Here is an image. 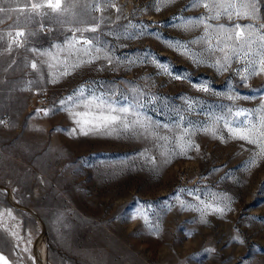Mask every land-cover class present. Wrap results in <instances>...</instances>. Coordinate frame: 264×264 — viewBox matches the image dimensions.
Here are the masks:
<instances>
[{
    "label": "rangeland",
    "instance_id": "obj_1",
    "mask_svg": "<svg viewBox=\"0 0 264 264\" xmlns=\"http://www.w3.org/2000/svg\"><path fill=\"white\" fill-rule=\"evenodd\" d=\"M40 2L0 0L7 264H264V72L249 75L264 0H61L36 15ZM250 6L257 18H243ZM235 24L254 27L237 37ZM39 93L47 103L30 108ZM95 97L148 130L101 121Z\"/></svg>",
    "mask_w": 264,
    "mask_h": 264
},
{
    "label": "snow or ice",
    "instance_id": "obj_2",
    "mask_svg": "<svg viewBox=\"0 0 264 264\" xmlns=\"http://www.w3.org/2000/svg\"><path fill=\"white\" fill-rule=\"evenodd\" d=\"M203 3V6L208 9L209 8V5L204 2V0H192V3L189 5V7H195L197 6L198 4H201ZM212 7H216L215 5H213ZM224 7V11L226 14L228 15H231L232 13L229 11L231 9V5H224L222 6ZM31 8L32 9H35L36 10V15H41V12H40V9L41 8H47V9H50L52 12H60L62 10L61 8V0H41L40 3H34V4H31ZM157 10H159V8H157ZM5 11V9L3 8H0V12H3ZM117 11H119L117 9ZM256 13H257V10L254 6H250L249 7V10L247 12H244L243 13V18H257L256 17ZM44 15H47L48 13H43ZM236 15L240 16L241 13L240 12H236L235 13ZM216 16H219V13L216 14ZM209 18H216L215 16L214 17H209ZM205 21V17H200V18H195V19H188L186 21V24L187 25H195V24H199V23H204ZM43 27V25H42ZM235 29H240L241 31L238 32L236 35L237 37H240L243 35V30L244 29H248V28H253L254 26L253 25H241V24H235L234 26ZM220 28L222 29H225V26L224 25H220ZM93 31L95 30V27H93L92 29ZM225 30H228L230 31L231 28H228V29H225ZM205 31L207 32V29H205ZM16 35L19 37V36H23L24 33L22 31H18L16 33ZM229 39H231V37H229ZM17 46H20V41H14ZM84 44H89L91 43L90 40L88 39H85L83 41ZM247 43H250V40H243L241 41V46L243 44H247ZM176 47L177 48H180V47H183L185 51H187V46L185 45H180V44H176ZM95 51H100V49H95ZM235 51V50H234ZM93 59H97L99 57H92ZM218 65H219V70H226L227 68V65H228V57L226 56L225 57V63L224 64H220V62L218 61L217 62ZM32 68L35 69L36 68V63L33 62L32 63ZM167 67H165V71H167ZM261 72H264V61L261 62V67L259 69L257 68H252L251 72L249 73V75H257V74H260ZM173 75L176 76L177 79H180V75L177 74V73H172ZM243 79H247V77H244ZM191 83H193L194 86H197V82L195 81H191ZM201 87V90L203 91H207L208 88L206 86H200ZM80 92V95H83V89L79 90ZM76 93H73V96H75ZM72 97H69V100H71ZM95 99H97L98 101V105L103 108V107H107V112H102L101 114H99V119L101 121H106V122H116V121H120L123 125V127L125 128H128L130 126H139L141 129L147 131L148 128H149V124L144 122V121H141L140 119H134L132 121H128L127 119V114H129V110H130V107H125L123 105L119 106V107H116L114 105L111 104L110 100L108 99H105L103 97H95ZM61 104H64L65 101H61L60 102ZM40 109H37L36 113H34L33 115L34 116H38L39 113H40ZM231 111V110H230ZM44 112V115L47 116L49 114V110L48 109H44L43 110ZM245 110L243 109H240V110H237L236 112V115L237 116H240L241 113H244ZM121 113L125 114V115H121ZM133 114L136 115L137 117L139 116V113L136 112L135 110H133ZM2 122V121H0ZM77 123H79V121H77ZM229 130L233 133L234 136H238V138L240 139H244V140H247L249 143H256V141L254 139H252V136H251V130H246L243 128V122H231V127L229 128ZM86 134V133H85ZM181 139H183V137H181ZM186 143L188 145H191V141L188 140L186 141ZM198 145L196 146L197 150H198ZM255 161H250L249 163H254ZM145 207H150V205H146ZM218 211H223V209H218ZM10 215V213H9ZM131 218H135V215ZM243 242V241H241ZM0 264H7V261L5 259V257L3 255H0Z\"/></svg>",
    "mask_w": 264,
    "mask_h": 264
},
{
    "label": "built area",
    "instance_id": "obj_3",
    "mask_svg": "<svg viewBox=\"0 0 264 264\" xmlns=\"http://www.w3.org/2000/svg\"><path fill=\"white\" fill-rule=\"evenodd\" d=\"M47 103V97L43 93H39L34 100H30L29 107L34 108L38 106L45 105ZM6 118H3V124L5 123Z\"/></svg>",
    "mask_w": 264,
    "mask_h": 264
}]
</instances>
